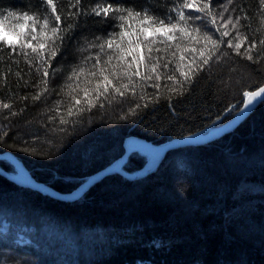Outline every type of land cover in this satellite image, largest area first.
<instances>
[{"label": "trees", "instance_id": "trees-1", "mask_svg": "<svg viewBox=\"0 0 264 264\" xmlns=\"http://www.w3.org/2000/svg\"><path fill=\"white\" fill-rule=\"evenodd\" d=\"M107 2L141 13L124 22L130 26L125 46L129 40L135 44L136 33L144 32L148 41L133 55L142 59L141 72L153 75V80L134 77L135 95L101 97L95 107L75 114L77 107L88 108L83 89L95 85L96 78L88 73L95 70L96 58L103 65L106 53L114 51L105 47L101 52L93 45L104 43L114 32L119 40L120 22L111 16H78L73 21L78 27L66 35L51 61L48 91L34 100L44 88L42 71L37 70L41 60L31 48L20 47L15 32H31L32 21L22 17L25 13L46 15L45 4L0 0V18L7 17L0 28L15 37L0 41L16 44L13 51L0 42V105H10L8 109L0 106V153L11 151L38 180L63 192L75 189L120 157L128 136L163 143L217 127L241 108L244 92L264 84L261 0H214V13L239 19L238 31L226 26L229 36L224 40L233 45L242 41L241 55L227 43L220 44L216 56L184 83L179 94L170 91L178 85L167 75L183 81L180 71L186 70L193 57L199 63L200 57L198 51L182 50L192 46L199 50L204 43L194 44L179 31L154 33L148 22L140 20L147 13L177 23L173 8L183 0ZM97 3L104 0H81L82 8L89 11ZM77 10L65 0L58 14L63 19ZM9 12L16 15L9 16ZM18 24L24 28L15 27ZM212 33L213 39L220 35L215 29ZM167 35L174 39L167 41ZM153 39L152 48L159 51L149 53L145 44ZM249 44L256 45L251 61L243 54ZM41 55L47 59L49 51ZM156 58L160 79L150 68ZM127 59L131 61L132 56ZM169 61V67L163 68ZM80 69L84 74L76 79L73 72ZM154 83L159 87H153ZM73 96L81 100L80 106H75ZM70 107L71 116L67 114ZM61 118L67 123H61ZM147 161L144 153L134 152L123 169L135 173ZM0 165L11 173L17 169L8 159L0 160ZM0 264H264V103L222 137L172 149L155 170L138 178L107 175L75 201L44 194L0 173Z\"/></svg>", "mask_w": 264, "mask_h": 264}, {"label": "snow or ice", "instance_id": "snow-or-ice-1", "mask_svg": "<svg viewBox=\"0 0 264 264\" xmlns=\"http://www.w3.org/2000/svg\"><path fill=\"white\" fill-rule=\"evenodd\" d=\"M40 2L45 4V12L47 14L42 17H36L29 16L25 13L22 19L32 21V31L27 34L24 32H15V35H17L20 39V47L22 49L31 48L32 52L37 53L41 60V66L37 70L42 71L44 79L41 83L44 85V88L42 92L37 93L33 97L34 100H39L41 95L48 91V69L51 68V61L60 51L66 35L78 27V24L73 21L80 15H94L102 17L111 16L113 20L120 22L118 24L120 31L118 33L119 40L115 38L117 33L114 32L112 37L105 40L104 43L93 45L94 47H99L101 52L104 51L105 47L113 49L114 51L111 54L106 53L108 58L104 61L103 65L101 64V58L99 56L96 58V62L93 65L95 70L88 73V76L96 78L95 85L91 88L85 87L83 89L84 98L87 101L88 108L85 109L84 107H77L75 114H79L84 110H90L92 107H95V103H98L101 97L108 99L109 96H111L112 99H115L116 95L123 97L128 92L135 95L137 81L134 80V77H139L140 81L143 82L153 80V75H146L141 72L140 66L143 63L142 59H138L133 55L134 50L138 48L140 44L148 41V37L144 34V32L139 31L136 33L137 41L135 44L129 40L127 42V46H125V36L129 32L130 26L126 27L124 22L131 20L133 17H141L140 12L134 11L132 8H125L119 5L114 7V5L112 3H108L107 0H104V3H97L96 7L89 11L82 8L81 0H68V6L78 10L68 12L62 19V13L58 14V10L64 5L65 0H57V2H54V0H40ZM261 3H264V0H261ZM213 7L214 0H199V2H197V0H183L182 3L177 4L173 8V11L176 13V16L173 17V19H176L177 23H171V20L166 23L165 19L154 18L149 16L147 13L143 14L140 23L143 24L144 22H148V26L152 27L154 33L158 29L165 31H179L183 36L190 38L194 44H199L201 42L204 43V48L199 50L195 46L190 48L186 47L182 50V52L188 51L192 53H196L198 51L200 60L199 63H197V59L193 57V59L189 62V65L186 66V70L180 71V76L184 77L183 81H180L174 74L167 75L168 80H173L178 85V87L170 89V91H175L179 94L183 90L184 83L189 82L196 73L202 71L203 67L209 64L212 57L216 56V53L219 51L220 44L227 43L228 47L234 48L237 55H241L240 49L242 47V41L233 45L231 40H224V37L229 36V31L226 29V26L232 25L233 29H237L238 31L237 26L239 25V19L234 21L231 17L225 18L223 12L219 14L214 13L212 10ZM49 8L51 9L50 12H48ZM185 10H188L187 13ZM225 11H227L226 8ZM8 15L14 16L16 14L9 12ZM6 20L7 17L0 18V23H4ZM196 21H200L201 26H195ZM37 25H39V32L36 30ZM15 27L24 28V24H18ZM202 29H208V31H203ZM212 29H215V32L220 34L216 39H213L214 33H212ZM221 29L225 30L221 31ZM29 36L31 39H28ZM141 37H143V39H141ZM165 39L167 41H171L174 37L172 35H167ZM32 41H37V43L34 45ZM0 42L6 44L9 49L15 51L16 44L9 42L6 39ZM154 43L155 40L153 39L145 44L149 53L152 51H159V49L152 48V44ZM259 44L264 46V39L259 40ZM255 47V44H249V46L244 49L243 54H245L246 58L250 61L254 59L252 49ZM177 48L179 49L180 46L177 45ZM46 49L49 51L47 59L41 55V53ZM24 55L27 56V53H24ZM172 55L175 56L176 53L173 52ZM128 56H132L131 61L127 59ZM156 59L157 63L150 65L152 73H156L157 67L159 66L158 58ZM113 60L116 61L115 64L112 63ZM184 60L185 56L181 54L179 56V61L183 62ZM170 63L171 61L164 63L163 68H168ZM44 65H47V67H44ZM82 74H84V70L80 69L79 72H73V77L79 79V76ZM71 78L72 77H70V79ZM155 78L160 79V74L156 73ZM87 83L92 84V81L89 80ZM141 87H143V85H141ZM153 87L158 88L159 85L154 83ZM73 91H75V89H73ZM113 93L115 95H113ZM243 96L247 100L246 106L252 105L253 101L264 103V87H260L257 91H246L243 93ZM140 98L143 99L144 97L141 96ZM257 98L260 99L257 100ZM72 99L75 102V106L81 105L80 99L75 96H73ZM0 106L4 109L10 108L8 103H3ZM101 106L103 105L101 104ZM136 107L139 108L140 105L137 104ZM130 111L135 113V109H130ZM67 114L69 116L74 114L71 107L68 109ZM61 123H67V121L61 118Z\"/></svg>", "mask_w": 264, "mask_h": 264}, {"label": "water", "instance_id": "water-1", "mask_svg": "<svg viewBox=\"0 0 264 264\" xmlns=\"http://www.w3.org/2000/svg\"><path fill=\"white\" fill-rule=\"evenodd\" d=\"M260 87H264V84ZM260 87H258L255 91H257ZM259 99L260 98H257V100ZM258 104L259 102L253 101L252 105L246 106L247 100L245 98V101L242 104L241 108L230 119H228L221 125L217 127L206 128L188 135L175 137L163 143H154L152 141H148L144 138L135 135L128 136L124 142V147H125L124 153L120 157H118L111 164L92 173L86 180L80 183L75 189L68 192L59 191L54 187H52L51 185L38 180L31 173V171L24 164V162L11 151L1 152L0 160L8 159L11 162H13L16 168H18L20 175L24 176V179L21 180L19 178L20 175H15L14 173H11L10 171L3 168L1 165H0V173L5 177L21 185L30 187L44 194H49L55 198L62 199L65 201H75L79 199L85 192H87L88 189H90L94 184L98 183L107 175H110L112 173H120L130 178H138L142 175L147 174L152 170H155L160 164L165 154L172 149H176L188 145H201L222 137L226 133H229L234 129H236L250 115V113ZM134 152H141L148 154L150 152H160L161 155L157 163L150 169L140 170L135 173L126 172L123 169V167L126 164L127 160L129 159L130 155Z\"/></svg>", "mask_w": 264, "mask_h": 264}, {"label": "rangeland", "instance_id": "rangeland-1", "mask_svg": "<svg viewBox=\"0 0 264 264\" xmlns=\"http://www.w3.org/2000/svg\"><path fill=\"white\" fill-rule=\"evenodd\" d=\"M0 38L15 39V37L13 36V33L10 30L6 29V31H4V29H2V28H0ZM144 155L147 156L148 161H147L144 169H142V170H147V169L152 168L153 165L151 163H149V154L148 153H144ZM13 173L15 175H20V172H19L18 168Z\"/></svg>", "mask_w": 264, "mask_h": 264}, {"label": "bare ground", "instance_id": "bare-ground-1", "mask_svg": "<svg viewBox=\"0 0 264 264\" xmlns=\"http://www.w3.org/2000/svg\"><path fill=\"white\" fill-rule=\"evenodd\" d=\"M161 153L160 152H150L149 153V163H151L153 166L157 163ZM19 178L21 180L24 179L23 175H20Z\"/></svg>", "mask_w": 264, "mask_h": 264}]
</instances>
